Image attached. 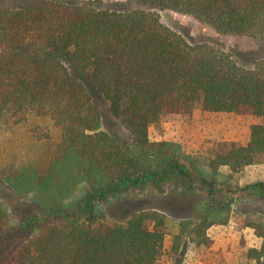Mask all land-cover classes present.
<instances>
[{"label":"trees","instance_id":"trees-1","mask_svg":"<svg viewBox=\"0 0 264 264\" xmlns=\"http://www.w3.org/2000/svg\"><path fill=\"white\" fill-rule=\"evenodd\" d=\"M22 1L19 9L0 7V131L27 125L36 139L48 141L52 124L61 137L50 148V176L38 183L35 171L21 175L38 190L42 211L12 222L0 201V241L26 238L7 264H157L169 231L164 215L143 211L125 224L98 222L100 202L132 190H208L199 203V227L227 223L238 198L224 201L221 169L230 171L231 180L264 156V60L244 68L209 45H192L165 26L159 12L191 16L221 34L260 38L264 0H130L135 8L123 12ZM86 73L127 129L129 145L99 130V109L80 79ZM195 109L250 112L262 122L252 125L247 144L212 148L205 164L210 175H204L195 161L184 164L178 146L149 137L151 125L171 115L190 116ZM3 177L11 186V178ZM81 181L86 187L78 200L65 203L49 194ZM238 192L264 202V181ZM248 220L244 227L264 239L257 222ZM249 253L259 262L264 245Z\"/></svg>","mask_w":264,"mask_h":264},{"label":"rangeland","instance_id":"rangeland-1","mask_svg":"<svg viewBox=\"0 0 264 264\" xmlns=\"http://www.w3.org/2000/svg\"><path fill=\"white\" fill-rule=\"evenodd\" d=\"M57 1L105 11L123 12L135 8L130 0ZM24 5L22 0H0V7L11 10ZM159 14L165 26L179 33L190 44L209 45L218 53L231 56L244 68H253L258 61L264 60V37L225 35L188 15L170 11H162ZM80 79L88 90L92 102L99 109L101 115L99 130L129 145L127 129L112 116L108 102L96 92L90 74H83ZM261 122L262 119L250 112L215 113L195 109L190 116L171 115L159 124L151 125L149 137L153 142L165 141L175 144L183 156L184 164L192 166L193 160L199 166L200 173L204 170L207 172L204 175H210L205 166L210 150L223 142L247 144L252 125ZM39 124L47 126L48 122L40 121ZM48 127L50 133L48 141L36 139L28 131L27 125L5 126L0 131V201L6 204L12 222L38 214L43 209L36 198L38 190L31 188L27 184L28 177L22 179L21 175L36 172L35 181H39L38 183L50 176L52 159L49 152L50 148L59 142L61 130L52 124H48ZM66 167L68 170L72 169V165L68 164ZM76 170L77 168L74 172ZM220 172L222 173L218 177L221 182L219 189L223 191L224 201L232 196L238 198L231 205L229 221L225 224H213L203 230V225L199 227L203 210L199 203L208 190L188 193L181 187L174 186H166L163 189L150 187L145 191L132 190L119 199L100 202L98 222L111 225L125 224L133 214L143 211H157L164 215L169 223V231L157 264H264V254L259 262L249 256V250H262L264 239L256 236L254 229L244 227L248 219L254 220L264 232V202L238 192L240 187L247 184L264 181V156L231 180L227 168H222ZM3 175L11 178L9 180L11 186L4 181ZM66 176L65 173L63 178ZM194 177H200L196 171ZM85 187L86 183L81 181L67 190L50 189L49 194L53 199L58 201L64 199L63 201L68 203L82 198ZM25 241L24 237L0 241V264H7L11 255Z\"/></svg>","mask_w":264,"mask_h":264}]
</instances>
